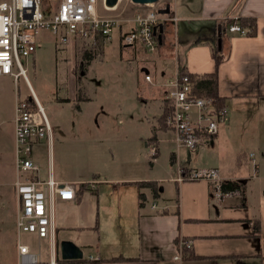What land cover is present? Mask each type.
Listing matches in <instances>:
<instances>
[{
  "label": "rangeland",
  "instance_id": "rangeland-1",
  "mask_svg": "<svg viewBox=\"0 0 264 264\" xmlns=\"http://www.w3.org/2000/svg\"><path fill=\"white\" fill-rule=\"evenodd\" d=\"M169 2L159 0L153 5H136L131 0H119L115 9H104L100 2L101 17L123 23L121 30L116 28L109 40H104L101 46L92 44L91 40H74L59 51L57 38L45 33L35 60L22 61L31 88L52 127L51 161L54 159L57 169L68 176L80 177L89 188L84 190L79 207L62 205L53 209L59 241L90 243L98 234L106 250L110 240L120 235L118 227L122 232L127 230L128 220L118 221L121 217L115 214V208L112 209L116 203L123 204L125 217L129 219L131 215L135 218L139 210V192L147 194V208L155 201L159 205L175 204L178 187L174 180L179 176L178 168L204 165L198 146L195 151L185 147L178 150L172 141L173 129L166 134L159 133V147L157 139L151 137L153 127L160 128V118L169 106L164 94L161 95L164 91L157 84L163 87L164 76L174 74L175 62L162 63L155 69L152 61L158 56H167L166 53H132V49L121 42V33L129 30L127 20L132 21L139 12L166 10ZM161 15L162 22L166 20L165 29H168L171 42H175L169 54L182 60L172 24L174 17L170 13ZM86 51L93 60L82 74L79 69L84 63L81 53ZM147 72L153 76L152 82L145 80ZM17 97L28 100L32 97L25 80L21 78L17 86L12 78L0 76V264H23L16 255L19 238L13 218L17 212H14L13 196L16 197L12 187L14 170L11 169ZM143 99L149 101L147 106ZM77 106L82 108V113ZM44 144L47 147V142ZM45 146L35 150V161L41 171H46L50 163ZM173 153L177 157L174 164L171 162ZM243 156L240 160L244 161ZM142 180L153 181L161 198L153 199L150 189H138L135 182L129 183ZM64 216L73 226L82 228L78 232L77 229H63ZM97 220L99 229L96 232ZM134 222L132 233L135 236ZM21 243L38 254V264H42V260L48 262L49 242L22 234ZM91 248L84 249V257L95 253Z\"/></svg>",
  "mask_w": 264,
  "mask_h": 264
},
{
  "label": "crops",
  "instance_id": "crops-1",
  "mask_svg": "<svg viewBox=\"0 0 264 264\" xmlns=\"http://www.w3.org/2000/svg\"><path fill=\"white\" fill-rule=\"evenodd\" d=\"M168 6L170 14L177 18L176 24H172L176 29L175 37L177 46L181 50L182 60L170 56L169 50L175 42H171L168 29H165L163 45L158 50V54L166 53L167 56L164 55L163 58L158 56L151 63L156 69L162 63L171 60L175 62L174 74H167L164 79L173 77L176 72L181 73L183 68L189 74L198 76L214 73L216 64L213 44L217 45L218 50L225 57L217 68V76L218 94L225 100L227 122L221 126L216 136L201 135L197 146L198 152L203 153L200 155V160H203L204 165L180 166L176 171L177 176L182 169L190 171L213 168L219 172L222 182H239L243 190L240 189L226 198L218 199L212 192V183L205 180L175 182L178 187L175 204L164 202L159 205L158 201H155L158 209H153L151 206L147 208L149 199L147 194L142 193L145 196L143 206L140 207L138 198L139 210L135 218L131 215L130 219L125 217L123 204L118 202L112 209L115 208V214L121 217L117 219L118 221L128 220L127 230L122 232V228L118 227L117 231H121L120 235L116 234L110 240L106 250L103 249L105 244L101 243L98 234L96 240L90 243L73 242L82 250L83 256L84 249L88 247H92L91 249L95 251L94 254L90 253L81 260L62 258L63 241L58 240L59 228L53 217L52 238L39 239L36 235L25 234L51 244L49 260L47 263L42 260V264H51V262L54 264H264V0H170ZM242 18L255 20L257 26L255 35L228 33L227 22ZM219 27H221V36L218 33ZM219 40H221L220 48ZM91 43L93 44V41ZM41 47L42 45L39 48ZM129 48L132 49V53L144 52L139 46ZM157 86L164 91L161 95L164 94L166 97L168 92L166 87L159 84ZM143 102L146 106L149 104L146 99H143ZM79 111L82 113L81 107ZM155 127L151 137L157 139L159 147V133L164 130ZM171 132L174 134L173 130ZM12 138L11 150L14 152V133ZM172 141H175V134ZM42 146H45L44 142L34 146L32 157L35 163H37L35 150ZM46 148L50 163L46 171H39V180L46 181L53 178L61 183H74L78 188L75 201L55 202L52 211L62 205L79 207L82 194L84 190L89 189L88 186L80 177L68 176L61 172L57 169L54 159L51 161L54 151L53 137L52 143H47ZM195 150L196 148L192 151ZM245 154H248V157ZM242 155L244 161L240 160ZM11 156V164L13 161L11 169L14 170L12 187L16 197L13 196L14 212H17V195L14 186L15 152ZM172 157L176 162V154L173 153ZM132 182L137 184L153 181H129ZM92 188L96 187L92 186ZM160 198L159 193L156 200ZM153 199H155L154 195ZM164 207L166 210L162 209ZM16 217L17 213L13 217L17 230ZM134 221H136L135 236L132 233L135 231ZM256 221L260 225V232L257 234L254 232ZM61 224L63 229H77V232L82 228L73 226L66 216L63 217ZM98 229L97 220L96 232ZM177 239L180 240L178 245ZM183 239L190 241L191 247L187 252L183 248L182 258L175 260L180 253L179 245ZM21 245L25 244L21 243ZM30 253L37 260L39 259L38 254L32 253L31 249ZM16 255L18 261L30 264L20 255L19 243ZM194 256L197 259L192 258ZM90 257L93 260H90ZM113 259L116 261L108 262Z\"/></svg>",
  "mask_w": 264,
  "mask_h": 264
},
{
  "label": "built area",
  "instance_id": "built-area-1",
  "mask_svg": "<svg viewBox=\"0 0 264 264\" xmlns=\"http://www.w3.org/2000/svg\"><path fill=\"white\" fill-rule=\"evenodd\" d=\"M8 0L0 2V76L12 78L18 86L22 78L30 88L31 98L17 97L14 110L15 137V191L17 195L16 228L19 240V253L30 264H38L31 255L29 246L21 245L22 234H33L39 239L52 238L53 205L55 202H71L77 199L78 188L71 182L61 183L53 178L39 180L40 167L33 159L36 144L52 143V127L36 98L27 77L23 60L33 58L42 45L41 37L51 33L57 38V48L64 50L75 40H91L102 36L109 40L122 22L104 18L99 14L100 2L104 9L105 0ZM164 21V20H163ZM162 18L159 11L139 12L132 21L127 20L129 30L121 33L125 47L139 46L146 53H156L159 49L158 28ZM172 22L176 24L177 18ZM232 34L246 36L247 30L239 24L228 28ZM145 79L151 82V76ZM168 88L166 99L173 109L169 121L175 134L178 148L195 149L201 135L216 136L227 122V110L217 109L215 100L196 97L192 94L190 77L176 72L165 79ZM19 96V95H18ZM33 102V103H32ZM252 156V155H251ZM205 180L212 183L215 197L226 198L233 192H223L219 172L213 168L193 169L175 179L177 183ZM158 209L157 203H152ZM166 210V207L162 208ZM191 247V242L181 240L180 253L175 260L182 258V249ZM93 260L92 257L89 258ZM54 264V262H51Z\"/></svg>",
  "mask_w": 264,
  "mask_h": 264
},
{
  "label": "trees",
  "instance_id": "trees-1",
  "mask_svg": "<svg viewBox=\"0 0 264 264\" xmlns=\"http://www.w3.org/2000/svg\"><path fill=\"white\" fill-rule=\"evenodd\" d=\"M49 3L48 0L45 1L44 5L47 6ZM163 15H169V14H163ZM160 16L162 17V15L160 14ZM233 24H239L243 29H246L248 32L246 34V36H253L256 34V22L254 19L252 18H242V19H238V20H229L227 22V31L228 28L233 25ZM160 26L163 27V32L162 34L160 33ZM160 26L158 28V36L161 34L162 36V43L160 44L159 42V47L161 48L163 45V41H164V32H165V27L166 24L165 22H161ZM229 33V32H228ZM231 34V33H230ZM159 39V38H158ZM104 41V38L102 36L96 37L95 40V44L97 45H102ZM124 46V45H123ZM214 60H215V64H216V71L212 74H207V75H202V76H198V75H192L189 74L185 68H183L181 70V75H188L190 77V81H191V87H192V94L196 97H202V98H207V99H213L216 102L217 105V109L221 110L223 108L226 107L225 105V100L223 98H221L218 94V76H217V68L220 66V64L224 61L225 57L224 55L218 50L217 45H214ZM145 52V51H144ZM146 53V52H145ZM81 56L83 58V62L80 66V73H86L87 67L90 65V62L93 60V56H91L89 53L84 52L81 53ZM31 98V97H30ZM33 103V102H32ZM168 103V108L165 111V113L162 115V117L160 118V128L161 130L164 131H168L169 129H172L171 126H169V121L172 118V113H173V109L171 107L170 102L167 100ZM78 109H80L79 106H77ZM163 120V122H162ZM168 124V126H167ZM168 128H167V127ZM166 127V128H165ZM154 138V137H153ZM155 157H157L155 155ZM171 162L172 164H174V159L173 157L171 158ZM183 173H186L187 170L186 169H182L181 170ZM138 189H150L152 194L154 195V198L157 199V197H159V192L157 191V186L154 182H138L137 184ZM221 189L223 192H235L238 190H243L242 185L239 182H223L221 185ZM139 202H140V207L143 206V202L145 201V196L142 193H139ZM254 232L257 234L260 232V225L259 222L256 221L254 224ZM187 241V239H186ZM180 240L177 239L176 243L177 245L179 244ZM187 252V248H185V250ZM185 255V254H184ZM191 257V256H190ZM194 259H197L196 256L192 257ZM116 260H109L108 262H115Z\"/></svg>",
  "mask_w": 264,
  "mask_h": 264
},
{
  "label": "water",
  "instance_id": "water-1",
  "mask_svg": "<svg viewBox=\"0 0 264 264\" xmlns=\"http://www.w3.org/2000/svg\"><path fill=\"white\" fill-rule=\"evenodd\" d=\"M132 3L136 5H153L156 4L159 0H131ZM119 0H105V5L109 9H115L118 5ZM160 14H169L170 8L168 7L166 10H160ZM163 27L160 26V33L162 34ZM219 36H221V27L218 28ZM159 35V42L162 43V36ZM221 47V40H219V48ZM61 253L62 258L64 260H81L83 256L82 250L70 241H63L61 243Z\"/></svg>",
  "mask_w": 264,
  "mask_h": 264
}]
</instances>
